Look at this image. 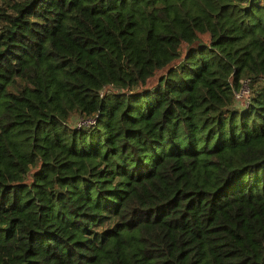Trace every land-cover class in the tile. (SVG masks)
I'll return each instance as SVG.
<instances>
[{
  "label": "trees",
  "instance_id": "1",
  "mask_svg": "<svg viewBox=\"0 0 264 264\" xmlns=\"http://www.w3.org/2000/svg\"><path fill=\"white\" fill-rule=\"evenodd\" d=\"M0 264H264V0H0Z\"/></svg>",
  "mask_w": 264,
  "mask_h": 264
},
{
  "label": "rangeland",
  "instance_id": "2",
  "mask_svg": "<svg viewBox=\"0 0 264 264\" xmlns=\"http://www.w3.org/2000/svg\"><path fill=\"white\" fill-rule=\"evenodd\" d=\"M156 76H157V75H156ZM156 76H155L153 79L151 78V79L149 80L148 85H151L152 83L155 82ZM145 87H148V86H145ZM244 91H245V90H244ZM245 92H246V91H245ZM238 96H240V95H238ZM243 96H245V93L243 94ZM242 98H244V97H241V96L239 97L240 100H242Z\"/></svg>",
  "mask_w": 264,
  "mask_h": 264
},
{
  "label": "built area",
  "instance_id": "3",
  "mask_svg": "<svg viewBox=\"0 0 264 264\" xmlns=\"http://www.w3.org/2000/svg\"><path fill=\"white\" fill-rule=\"evenodd\" d=\"M238 95H240V94H238ZM85 123H87V122H90V120H87V121H84Z\"/></svg>",
  "mask_w": 264,
  "mask_h": 264
}]
</instances>
